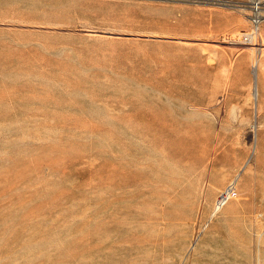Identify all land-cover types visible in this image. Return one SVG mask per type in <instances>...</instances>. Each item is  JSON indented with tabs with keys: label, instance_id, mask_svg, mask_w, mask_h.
<instances>
[{
	"label": "rangeland",
	"instance_id": "1",
	"mask_svg": "<svg viewBox=\"0 0 264 264\" xmlns=\"http://www.w3.org/2000/svg\"><path fill=\"white\" fill-rule=\"evenodd\" d=\"M248 15L0 0V264H264V23L243 44Z\"/></svg>",
	"mask_w": 264,
	"mask_h": 264
},
{
	"label": "built area",
	"instance_id": "2",
	"mask_svg": "<svg viewBox=\"0 0 264 264\" xmlns=\"http://www.w3.org/2000/svg\"><path fill=\"white\" fill-rule=\"evenodd\" d=\"M214 6L234 7L237 10H247L250 22V33L243 37L244 43H249L252 37H257L264 23V0H207ZM239 190L234 180L220 190L215 200V211L222 210L229 202L238 197Z\"/></svg>",
	"mask_w": 264,
	"mask_h": 264
},
{
	"label": "bare ground",
	"instance_id": "3",
	"mask_svg": "<svg viewBox=\"0 0 264 264\" xmlns=\"http://www.w3.org/2000/svg\"><path fill=\"white\" fill-rule=\"evenodd\" d=\"M260 32H261V28H260V30H259V33H260ZM259 33H258V36H257V37H259V35H260ZM257 37H252V39L250 40L249 43H244V42H242V43H243V44H250V45H252V46H256V44H254V42H255V40H256ZM252 42H253V43H252ZM251 43H252V44H251ZM252 50H253V48H252ZM253 96H254L255 99H257V98L259 97V87H258V84H257L256 81L254 82V85H253ZM234 181L236 182L237 187H238V178H236ZM236 199H237V198H236ZM233 201H234V200H233ZM231 202H232V201H231ZM231 202H230V203H231ZM230 203H229V204H230ZM229 204H228V205H229ZM231 208H232V207H231ZM224 209H225V208H224ZM224 209H223V210H224ZM220 211H221V210H220ZM220 211H215V210H214L213 212H214L215 215H218V213H219Z\"/></svg>",
	"mask_w": 264,
	"mask_h": 264
},
{
	"label": "crops",
	"instance_id": "4",
	"mask_svg": "<svg viewBox=\"0 0 264 264\" xmlns=\"http://www.w3.org/2000/svg\"><path fill=\"white\" fill-rule=\"evenodd\" d=\"M236 21H237V20H236ZM236 21H235V22H236ZM262 25H263V24H262ZM234 200H235V199H234ZM232 201H233V200H232ZM229 203H230V202H229ZM230 204H231V203H230ZM227 205H228V204H227ZM225 207H226V206H225ZM225 207H224V208H225ZM230 207H231V206H230ZM224 208H223V209H224ZM229 214H231V212H230V213H228V214H227V215H225V216H224V214H223V218H227V216H228ZM217 222H219V221H217Z\"/></svg>",
	"mask_w": 264,
	"mask_h": 264
}]
</instances>
